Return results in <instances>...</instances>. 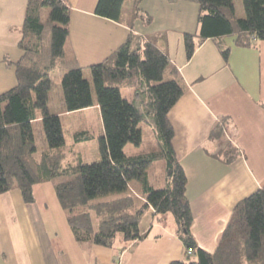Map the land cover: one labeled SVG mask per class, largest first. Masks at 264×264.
I'll use <instances>...</instances> for the list:
<instances>
[{
	"label": "trees",
	"instance_id": "16d2710c",
	"mask_svg": "<svg viewBox=\"0 0 264 264\" xmlns=\"http://www.w3.org/2000/svg\"><path fill=\"white\" fill-rule=\"evenodd\" d=\"M142 1L133 0V18L139 17ZM185 1L199 6V31L184 37L188 59L207 40L218 44L225 59L229 56L222 43L226 37L236 36L240 47L264 41V0H241L244 18L237 17L234 0ZM125 2L99 0L95 15L122 23ZM70 23L71 10L65 0H28L19 43L22 58L12 64L17 85L0 95V195L15 189L22 193L35 225H39L47 264L54 263L52 249L34 212V188L47 182L54 183L75 241L89 261L95 247L111 249L118 255L145 240L148 235L143 233L141 222L151 210L159 224L174 228L184 245L186 259L171 264H264V188L238 203L215 253L199 248L192 235L188 178L175 153V130L169 119L184 89L171 60L151 42L134 48L136 36L131 34L111 57L89 67V80L85 68L67 57ZM142 84L147 95L144 110L137 105L135 94L123 95V91L137 93ZM58 85L67 113L93 108L95 91L104 129L98 138L100 161L85 164L77 152H53L65 145L63 117L53 114L49 107L50 95ZM148 119L160 149L127 156V145L142 144L140 126ZM227 124L228 120H221L210 139L220 145L216 157L232 163L239 153L224 139ZM75 138L77 142L92 139L84 132L76 133ZM39 141L51 152L38 160ZM159 161L165 162L167 177L165 186L155 189L149 183L148 170ZM134 181L140 184L138 195L131 187ZM110 194L120 197L91 204ZM92 213L101 218L97 229Z\"/></svg>",
	"mask_w": 264,
	"mask_h": 264
},
{
	"label": "crops",
	"instance_id": "0c3cea01",
	"mask_svg": "<svg viewBox=\"0 0 264 264\" xmlns=\"http://www.w3.org/2000/svg\"><path fill=\"white\" fill-rule=\"evenodd\" d=\"M65 1L71 10L67 57L85 68L89 80V67L111 57L131 34L139 33L178 70L184 93L169 113L175 130L174 149L188 178L192 235L199 248L215 253L238 203L264 188V41L240 47L236 36L226 37L222 43L229 56L225 59L218 44L207 40L188 59L184 37L199 31L196 3L143 0L138 18H133L131 11L122 23H116L95 15L99 0ZM27 5L28 0H0V95L17 85L13 65L22 58L19 43ZM58 89L50 95V110L69 116L72 113L65 111L63 93ZM94 108L100 110L97 101ZM224 119L228 120L226 138L239 153L232 163L216 157L220 145L210 139L212 130ZM48 192H54L50 182L34 188V212L49 238L53 264H117L116 253L102 247L94 248L89 261L75 241L66 214L58 208L57 198L49 200ZM37 193L44 196V207L49 201L58 215L53 212L56 227L52 233L44 211L40 212ZM38 227L18 189L0 195V264H47ZM143 233L148 237L123 252L119 264L185 260L184 245L173 227H164L154 219Z\"/></svg>",
	"mask_w": 264,
	"mask_h": 264
},
{
	"label": "rangeland",
	"instance_id": "374dc122",
	"mask_svg": "<svg viewBox=\"0 0 264 264\" xmlns=\"http://www.w3.org/2000/svg\"><path fill=\"white\" fill-rule=\"evenodd\" d=\"M132 3L133 0H126L123 9L124 19L132 11ZM234 3H235L236 15L238 17L244 18L245 13L241 0H234ZM136 36L138 37H135L134 48H136L141 43H143V45L144 43H149V41L146 40L147 38L144 35L139 33L136 34ZM87 76L89 77V73L87 74ZM168 77L169 76H166L165 80H168L169 79ZM58 86L55 87V90H59L58 88H60V86L59 87ZM128 93L135 94L134 98L136 100L137 105L142 110H144L145 109L144 103L146 102V96H147L145 85L143 84L140 85L137 93L123 91L124 96H126ZM93 96L96 101L95 91H93ZM62 124L65 132V145L58 150H53V152L65 153V154H69L72 151L77 152L81 156V159L85 164H92L100 161L101 158L98 147V138L102 135V129H103L100 110H97L96 108L93 107L87 109V111H84L83 113H79V112L72 113L69 116H65L62 118ZM140 127L143 132V142L140 146H135L133 144L127 145L124 149V152L127 156H136L143 153H151L153 151H158L160 149V142L154 130L152 120L148 119L147 121L143 122ZM79 132H84L88 134L89 136H91L92 139L77 142L75 138V134ZM226 137L227 136L224 137L225 141H229L228 138ZM37 148L38 151L35 154V158L38 160L43 156L44 153L51 152L49 146L43 141H39L37 143ZM68 161H71V159H68ZM166 177H167V173H166V165L164 161H159L154 163L151 166V168L148 170L149 183L155 189H160L165 186ZM50 184L51 186H53L55 192L54 183L50 182ZM131 187L134 189L135 194L137 195L140 194V184L137 181L131 182ZM54 192L47 193L49 200L51 199L52 196L57 198L56 192L55 193ZM37 194H38L37 195L38 202L41 205L40 212L42 213L44 211L43 214L44 217L47 219V223H48L47 226L50 228V231L52 233L53 229H55L56 227L54 222L53 212L55 217H57L58 215L55 211L54 206L51 203H49V201H48V206L44 207L46 202L44 196L41 195V193H37ZM118 197H120V195L118 194H110L107 196H102L92 200L91 204L111 201ZM57 202H58L57 203L58 208H60V210L63 211L59 200ZM92 216H93L94 226L97 229L101 218L98 217L95 213H92ZM153 221H154V217L152 211L150 210L146 213V215L144 216L141 222V229L145 230L149 228L153 224ZM115 259H116L115 262L119 264L122 260V254H118V255L116 254Z\"/></svg>",
	"mask_w": 264,
	"mask_h": 264
}]
</instances>
